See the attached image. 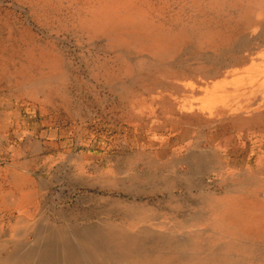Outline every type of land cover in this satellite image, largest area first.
<instances>
[{
    "label": "rangeland",
    "instance_id": "obj_1",
    "mask_svg": "<svg viewBox=\"0 0 264 264\" xmlns=\"http://www.w3.org/2000/svg\"><path fill=\"white\" fill-rule=\"evenodd\" d=\"M230 4L0 0V108H40L66 135L84 121L77 163L38 212L0 214V264H264V148L222 182L155 196V169L119 165L94 124L116 122L119 100L132 109L178 67L196 76L230 29L219 8Z\"/></svg>",
    "mask_w": 264,
    "mask_h": 264
},
{
    "label": "crops",
    "instance_id": "obj_2",
    "mask_svg": "<svg viewBox=\"0 0 264 264\" xmlns=\"http://www.w3.org/2000/svg\"><path fill=\"white\" fill-rule=\"evenodd\" d=\"M219 8L230 29L215 44L213 60L199 59L196 76L178 67L132 109L119 100L116 122L94 123L106 147L117 144L119 165L131 158L128 166L155 169V196L203 187L212 177L222 182L224 173L247 167L252 151L264 148V0H231ZM45 118L27 104L0 108V214L37 213L56 175L77 163L84 121L72 122L66 135ZM118 183L121 189V176Z\"/></svg>",
    "mask_w": 264,
    "mask_h": 264
},
{
    "label": "bare ground",
    "instance_id": "obj_3",
    "mask_svg": "<svg viewBox=\"0 0 264 264\" xmlns=\"http://www.w3.org/2000/svg\"><path fill=\"white\" fill-rule=\"evenodd\" d=\"M264 145V144H263ZM262 148V147H261Z\"/></svg>",
    "mask_w": 264,
    "mask_h": 264
}]
</instances>
